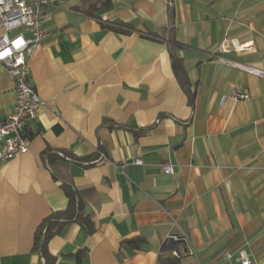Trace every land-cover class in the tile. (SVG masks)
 <instances>
[{
    "label": "crops",
    "instance_id": "0c3cea01",
    "mask_svg": "<svg viewBox=\"0 0 264 264\" xmlns=\"http://www.w3.org/2000/svg\"><path fill=\"white\" fill-rule=\"evenodd\" d=\"M43 28L30 65L46 106L28 154L0 167V264H44L35 232L66 209L64 183L92 190L96 230L66 225L49 243L57 264L80 250L82 264H162L174 237L200 264H239L224 259L239 250L264 264V77L246 70L264 71V0H66ZM226 39L246 49L223 53ZM235 88L250 99L223 105ZM15 102L0 64L2 119ZM48 151L83 161L48 166Z\"/></svg>",
    "mask_w": 264,
    "mask_h": 264
},
{
    "label": "built area",
    "instance_id": "2783aa9c",
    "mask_svg": "<svg viewBox=\"0 0 264 264\" xmlns=\"http://www.w3.org/2000/svg\"><path fill=\"white\" fill-rule=\"evenodd\" d=\"M66 0H0V64L13 77L16 86V102L13 114L7 118L0 117V167L18 156L28 154L32 137L28 131L29 125L35 121L46 103L39 97L33 87L30 61L35 55L46 32L43 28L45 14L50 9L59 8ZM26 33L28 35H26ZM242 52L245 45L224 40L221 50L229 53V47ZM248 73L264 77V71L246 68ZM250 99L247 88H235L229 96L223 98V105L228 101L246 102ZM102 159L104 155L101 154ZM133 164L142 165L141 160ZM166 175L174 174L170 165L163 167ZM178 240L176 237L172 238ZM188 255L193 257V264H200L196 251L188 238H183ZM172 256L180 258L176 251ZM225 260L234 259L239 264H252V257L245 251L237 254L226 253Z\"/></svg>",
    "mask_w": 264,
    "mask_h": 264
},
{
    "label": "trees",
    "instance_id": "16d2710c",
    "mask_svg": "<svg viewBox=\"0 0 264 264\" xmlns=\"http://www.w3.org/2000/svg\"><path fill=\"white\" fill-rule=\"evenodd\" d=\"M173 66L176 77L182 88L190 95L193 100L194 94L190 92V81L183 67V64L177 58H173ZM59 159L66 161H83L77 158H69L64 152L48 151L44 156V160L48 166H52L53 162ZM62 189L68 198V204L64 211L55 212L50 215L35 232L34 251L39 252L44 264H57V257L49 251L50 241L61 233L64 227L70 223H78L84 226L89 234L95 232V226L89 215L85 214L86 200L92 195V190L77 191L72 185L64 183ZM139 240L131 241V243ZM87 255V250H80L72 257L75 262L70 264H82L83 258ZM162 264H182L181 259L172 256V254H164L160 257Z\"/></svg>",
    "mask_w": 264,
    "mask_h": 264
},
{
    "label": "water",
    "instance_id": "95a60500",
    "mask_svg": "<svg viewBox=\"0 0 264 264\" xmlns=\"http://www.w3.org/2000/svg\"><path fill=\"white\" fill-rule=\"evenodd\" d=\"M179 244H186L184 240H174L171 239L169 242L166 243L165 249L171 251H177V247Z\"/></svg>",
    "mask_w": 264,
    "mask_h": 264
}]
</instances>
